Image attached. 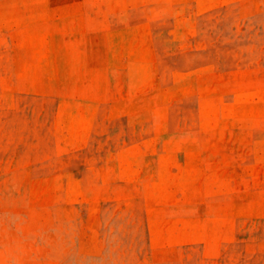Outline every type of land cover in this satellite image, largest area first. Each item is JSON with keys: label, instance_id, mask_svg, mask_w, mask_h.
<instances>
[{"label": "rangeland", "instance_id": "obj_1", "mask_svg": "<svg viewBox=\"0 0 264 264\" xmlns=\"http://www.w3.org/2000/svg\"><path fill=\"white\" fill-rule=\"evenodd\" d=\"M0 264H264V0H0Z\"/></svg>", "mask_w": 264, "mask_h": 264}]
</instances>
